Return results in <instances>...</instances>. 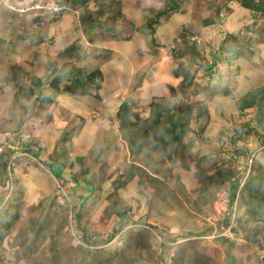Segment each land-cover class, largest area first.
<instances>
[{"label": "rangeland", "instance_id": "374dc122", "mask_svg": "<svg viewBox=\"0 0 264 264\" xmlns=\"http://www.w3.org/2000/svg\"><path fill=\"white\" fill-rule=\"evenodd\" d=\"M168 1L120 0L118 5L113 0L84 4L0 0V147L5 144L0 151V182L8 179L0 188V204L7 199L12 211L18 212L10 233L0 245V264H229L230 258L233 264H264L262 219L250 215V207L242 203V190L238 205L241 233L237 238L221 239V229L226 225L217 193L227 185L208 183L198 173L201 168L210 177L215 176L219 168H210L214 161L219 166H236L229 161L228 151L221 148L233 151L239 144L232 142L221 147L223 141L218 134L235 122L248 121V116L239 115L237 100L248 92L252 81L256 86L264 85V12L237 3H231L229 8L228 2L223 5V22L204 25L203 17L215 13L216 3L212 6L207 4L208 0H182L183 11L164 21L153 35L156 43L151 45L149 41L146 45L139 26ZM56 4L66 8L57 11ZM109 22L124 30L114 33L106 28ZM182 29L186 37L207 50L209 59L222 49L213 79L203 72L195 77L208 91L197 90L193 83L186 99L181 97L185 93L179 88L180 78L174 76V59H165L168 41L180 36ZM127 34H132L133 42L130 37L121 39ZM93 36L90 44L88 37ZM109 44L114 45L112 51L108 50ZM243 44L246 55L242 58L228 51L232 45L241 48ZM115 53L116 58H130L136 70L127 92L103 98L104 85L112 87L115 83V69L106 67ZM100 68H108L104 71L105 84L100 79L102 72L99 78L95 76ZM61 70L71 72V77L90 75L92 94L72 96L45 84L41 90L49 93L51 102L42 103L40 95L37 101L34 96L24 97L19 85H29L34 75L50 83ZM170 83L183 94L172 96ZM124 97L142 118L150 114L154 100L175 111L205 103L204 109L201 106L192 110L193 115L199 112L200 118L195 121L192 117L194 130L184 137V143L191 142L189 151L197 157L185 152L179 158H169L164 155L165 141L156 146L149 136L133 155L121 135L117 118ZM76 99L83 102L78 103L83 106L81 109ZM85 101L100 107H85ZM71 103L76 107L69 108ZM249 112L253 113L251 108ZM244 130L245 136L238 142L247 146L248 174L252 159L261 160L264 166V152L260 150V134L248 127ZM227 131L231 132L230 128ZM32 138L39 140L44 160L23 149ZM8 148L13 151L8 152ZM9 154L15 165L10 170L9 163L5 178L2 162ZM50 155L60 160L63 170L56 163L48 165L47 161H52L48 160ZM20 156L27 158L17 161ZM136 162L145 168H137L132 179L116 188L115 182L127 179L125 172ZM60 170L82 184L84 179H91L100 189L81 200L79 189L76 192L67 180L62 183L58 178ZM245 173L243 181L249 178ZM229 193L232 198L234 191L229 188ZM2 216L0 228L2 219H10L9 214ZM149 225L155 231H150ZM174 235L184 238L174 240ZM172 239L171 244L168 240Z\"/></svg>", "mask_w": 264, "mask_h": 264}, {"label": "trees", "instance_id": "16d2710c", "mask_svg": "<svg viewBox=\"0 0 264 264\" xmlns=\"http://www.w3.org/2000/svg\"><path fill=\"white\" fill-rule=\"evenodd\" d=\"M60 1L64 4H68L70 1H73V3L75 2L79 4H84L92 0H60ZM226 1L227 2H224V4H221L219 1L216 0L213 2L212 0H208L207 3L208 5L213 6V4L216 3L215 13H214L215 15L210 12V14L204 16L202 19L204 25L212 24L215 22H223V17L221 13H222V9L224 8L223 5H226L228 2L230 6L229 8L232 7L230 5L231 3H237L247 9L264 12V0H226ZM114 2L117 3L118 5L121 3L120 0H113V3ZM181 11H183L182 0H169L164 5V7L159 9L154 16L148 19L147 22H145L144 24L142 23L143 25L141 24L139 26V30L141 31V35L145 39L144 43H146L147 45L148 44L147 42L150 41L151 45H154L156 42H155V37L153 35L157 31L156 29L160 27L163 24V22L169 19L172 15ZM101 25L102 24H99L98 26L97 23L98 27H101ZM106 28L111 29V31H115L114 33H118V34L124 30V28L117 27L116 25H112L110 24V22L106 26ZM261 29L259 27V30ZM183 31L184 30L182 29V31L180 32V36L177 37L175 36L168 41L169 47L166 50L165 59H167L168 56L170 59L171 58L174 59L176 63L175 66L172 64V68L174 69V72H176V75L174 74V76L176 78H180L179 88L184 91L183 93H185V94L181 93L180 92L181 90H178V88H176V85L170 83L169 84L170 94L172 96H178V97L181 96V94H183V96L181 97L186 99V97H188L186 96V93L189 91L191 92V86L193 83L196 84L197 90L206 89L205 86H200L199 82H197V78L195 79V77L197 76V73L200 74L201 72H203L204 75L206 76L209 75V78L213 79L216 66L219 63V58L222 57V49L216 50L213 53L214 57L212 59H209L207 50L204 47L200 48L198 46V43H196L194 39H191L190 37H186L185 31L184 32ZM149 34L152 35L151 38L146 37ZM129 37H132V34H127L125 36H122L123 39H129ZM91 39L94 40V36ZM244 45L245 44H243V47L241 48H237V47L235 48V46L232 45L231 48H229L230 50L228 51L232 54H235L238 58H242L244 57V55H246V50L244 48ZM158 54H160V52ZM160 56L162 57L161 54ZM168 61L170 62L169 59ZM167 72L169 73L170 71L168 70ZM168 73H166V75H168ZM71 76H72L71 72L67 73L66 70H61V73H57L56 77L53 80H51L50 83H47L46 80H42L40 76L34 75L32 76L29 85L27 86L25 85L22 86L19 84L18 85L21 86L20 88L22 89V92L26 99H30L31 97L34 96V98H36L37 101L38 99L40 100V96H41L43 99L42 103H45L46 101L51 102L53 100L50 97L49 93H44L41 90V86L45 84L53 88L58 93H68L70 95H76V96L92 94L90 90L91 85L89 86L91 80L90 75L81 76V74H78V77L77 76L71 77ZM16 77H17V73H14V78ZM1 88L2 86L0 85V89ZM207 91L208 89H206V92ZM95 95L97 98H99V96H97L98 95L97 93H95ZM237 105H238L237 107L239 110V115L241 117L248 116L249 119L247 122L244 123L235 122L232 126H229L228 128H225L226 130L224 129L222 132H220V134H218V137L220 140L223 141L221 147L223 145L229 146L230 143L232 142H234V144L236 145L238 144L241 145V143H239L238 141L240 138H243L245 136L246 130H244V128L248 127L254 132H258L260 134L262 138V145L260 150L264 152V85L256 86L255 82L252 81L248 92L242 95V97L237 100ZM201 106H203L204 109L205 103L200 106H197L196 104H190L188 106V109L184 111H175V110H171L163 102L160 101L155 102L154 100L152 101L151 104L150 114L147 117L142 118V116L138 115L139 113L133 112V106L129 104L128 100L125 98V100L120 104L119 109L117 111V118L119 120V128L121 135L123 139H125L128 142V145L130 146L133 155L135 153H138V151L143 147V143L147 141V137L149 136L155 141L156 146L160 145L159 142L161 140L165 141V147L163 148L164 155L169 158L172 159L179 158V156H183L185 152L190 153L191 157H195L197 154L189 151L191 142L184 143V137L192 133V131L194 130V127L191 123L192 117L195 119V121H198L200 118L199 112L196 115H193L192 110L194 109L197 110ZM250 108L252 109L253 113L249 112ZM131 115H135L137 116V118L134 119L130 117ZM229 128L231 132L227 131V129ZM135 136H139V138H136ZM38 145H39V140L37 138H32L29 141V143H25V145H23V149H27L28 151H33L39 158L40 148ZM239 145L233 151L227 150L226 148L223 147L221 148L222 151H228L227 154L229 155L228 158L229 161H233L236 164V166L233 165L230 166L227 165L226 163L225 164L222 163L219 166L217 164V161H214L210 165V168L214 169L218 167L219 170L214 174L215 176H211V177L207 174V170L204 169L201 170V168H198L200 169L198 170V173L202 176V179L205 178L206 182L208 181V183L222 184L227 181H231L229 188L234 191L233 197H235V193L239 186L240 177L243 176L244 172L248 168V160L250 159L247 155L246 144L242 143L241 146ZM33 148H36V151H34ZM9 150L11 152L13 151L12 148L11 149L8 148L7 151L9 152ZM49 157L48 160L50 159L52 161L50 162L47 161L48 165H53L51 163L54 164L56 163L58 168L59 169L62 168L63 170L64 165L60 162V160L57 157H54L52 155H50ZM11 158L12 157L9 154L7 157H5L4 161L2 162V169L5 178H8L7 167L9 163H11ZM26 158H27L26 156H20L18 157V159L17 158L16 159L18 161ZM40 159L42 160L43 158L40 156ZM236 161H238V163ZM260 161L257 159H252V168L250 169L248 175L249 178L244 184V186H242V192H243L242 203L247 204L250 207L249 212L251 216L253 217L259 216V219H262L260 224L264 226V166ZM137 162L136 164L135 163L131 164V167L125 172L127 179L125 180L119 179L117 182H115L114 185L116 188L124 186L127 183L128 179H132L137 174V168L138 169L145 168L144 164L141 165L138 164ZM240 163H242L241 165L242 167L237 166ZM12 165H15V163L14 164L11 163L10 170H13L14 168L12 167ZM70 177L71 175H66L61 170L58 172V178L59 179L61 178L62 183H64V180H67V182H69L70 185L75 187L76 192L79 189L78 193L80 194L79 198H81V200H85L91 197V195L95 190L100 189L97 185L95 186V182L92 181L91 179H84V183L82 184L79 183L78 181L76 182L75 179ZM7 180L8 179H6L5 182ZM5 182L4 180L0 182V188L1 185H5ZM2 191L3 190L0 189V193H2ZM6 201L7 199H5L4 204L2 205L0 204V209H1L0 217H4L2 215L9 214L10 219L9 221H5V219H2V227L0 228V245L2 244L6 235L10 233L11 227L13 225L12 222L13 221L15 222L18 216V212L17 211L13 212L12 205L11 204L8 205ZM84 205H85V201L82 203V206ZM198 209L201 210L200 208ZM123 213L126 215V218H129L127 212H123ZM76 216L75 217L77 219L80 218V211L76 212ZM148 227L150 228V231L152 232L155 231L151 227V225H149ZM82 231L86 233L85 229H82ZM160 231L163 232V230ZM249 232L250 231H248V233ZM189 233H193V232L190 231ZM220 237H222L221 239H223V236ZM92 243H94V241ZM229 263L233 264L232 258L229 259Z\"/></svg>", "mask_w": 264, "mask_h": 264}, {"label": "crops", "instance_id": "0c3cea01", "mask_svg": "<svg viewBox=\"0 0 264 264\" xmlns=\"http://www.w3.org/2000/svg\"><path fill=\"white\" fill-rule=\"evenodd\" d=\"M92 34V33H91ZM132 37H130V40L133 42V38L131 39ZM88 39H89V42H90V44H92L91 42H92V39L90 38V37H88ZM121 39H123V38H121ZM123 40H127V39H123ZM96 42H98L99 40H95ZM115 41V39H112V41H111V43H113ZM127 42H129V40L127 41ZM108 50H110V51H112V49H113V47H114V45H112V44H109L108 46ZM115 49V48H114ZM116 51V50H115ZM115 55V57H112V60H113V58H114V60L112 61L111 59V63H110V65L108 64V63H106V67H108L109 69H115V72H116V78H115V83H114V85L112 86V87H109V86H105L104 85V88H105V91L103 92V98H104V96H109V95H111V98H113L115 95L114 94H121V93H124V92H127V90L129 89V86H130V82H131V78H132V75H133V73H134V70H136V68H135V66H134V63L132 62V60L130 59V58H128V57H118V58H116V53L114 54ZM128 56V55H127ZM108 57V56H107ZM116 58V59H115ZM107 62H109V61H107ZM116 64V65H115ZM108 68H106L104 71L106 72L107 71V69ZM104 71H102L101 70V68H100V70H98L97 72H96V74H95V76H97L98 78L100 77L99 76V72L102 74L101 75V80H103L104 81V84H105V74H104ZM92 72V71H91ZM157 83V82H156ZM155 83V84H156ZM94 94H95V92H94ZM114 95V96H113ZM72 96H74V95H72ZM94 97V96H93ZM107 99H110V97H108ZM99 100V99H98ZM76 101H78L77 102V107H79L80 106V109L83 107H81V105H78V103L80 102V103H83V102H81V101H79V100H77L76 99ZM102 103V102H101ZM74 105V106H73ZM73 105H72V103L70 104V107L69 108H75L76 106H75V103H73ZM85 107H87V106H90V108L91 109H95L98 105H96L94 102H84V104H83ZM64 108H68V107H66V106H63ZM98 107H100V105L98 106ZM65 110V109H64ZM71 110V109H70ZM69 110V111H70ZM66 112H64V113H67V110H65ZM75 111H77V112H79V110H75ZM82 111V110H81ZM80 111V112H81ZM71 112H72V110H71ZM64 117H65V115H64ZM100 130H101V128H100ZM85 133H88L87 132V130L85 131ZM47 132L45 133V137H44V139H45V141H46V138H47ZM44 141V142H45ZM52 143V142H51ZM54 147V146H53ZM232 256H234V257H236L234 254H232Z\"/></svg>", "mask_w": 264, "mask_h": 264}, {"label": "clouds", "instance_id": "9594fccd", "mask_svg": "<svg viewBox=\"0 0 264 264\" xmlns=\"http://www.w3.org/2000/svg\"><path fill=\"white\" fill-rule=\"evenodd\" d=\"M56 6L59 7L61 5L56 4ZM65 8H66V6L64 5V6H61L59 9L55 8V10L60 11V10L65 9ZM124 99H125V97H124ZM123 100H122V102H123ZM118 109H119V107H118ZM249 172H250V170H249ZM249 172H248V174L245 173L246 178L248 177ZM245 182L246 181H243V176L240 177V183H239V186H238L237 191L235 193V197H232V198H231L230 193H229V187H230L231 181L225 182V183H228V194H229L230 201H229V204H228L226 211H224V213H223V217H224L223 225H226V226H225V228L221 229V233H220L221 236L230 237V238H237L238 234L241 233V231H240L241 226L239 224V220L241 218H240V213L238 212V208H239L238 205H239L240 192H241L242 186H244ZM58 183L60 184V182H58ZM60 186H62V185L60 184ZM241 224H242V222H241ZM160 233H161V235H163V234L165 235V233L162 231H160ZM177 238H184V237L182 235L181 236L174 235V240H176ZM174 240L172 239V240H168V241H170V243L172 244V241H174ZM176 242H178V241H176Z\"/></svg>", "mask_w": 264, "mask_h": 264}, {"label": "built area", "instance_id": "2783aa9c", "mask_svg": "<svg viewBox=\"0 0 264 264\" xmlns=\"http://www.w3.org/2000/svg\"><path fill=\"white\" fill-rule=\"evenodd\" d=\"M57 8L59 9L60 7H57ZM2 146H3V144H2ZM3 147H5V144ZM3 147H0V151L3 149ZM12 158H13V156H12ZM11 163H13V161ZM225 184L227 186L220 188L219 192L217 193L219 204L221 205V207H223L224 211H226L228 204H229V201H230L229 194H228V183H225Z\"/></svg>", "mask_w": 264, "mask_h": 264}]
</instances>
